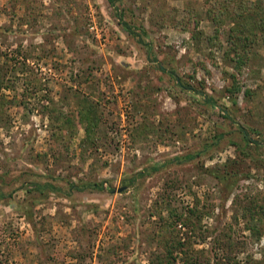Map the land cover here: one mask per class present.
Wrapping results in <instances>:
<instances>
[{"label": "rangeland", "instance_id": "1", "mask_svg": "<svg viewBox=\"0 0 264 264\" xmlns=\"http://www.w3.org/2000/svg\"><path fill=\"white\" fill-rule=\"evenodd\" d=\"M113 1L0 0V264H264V0Z\"/></svg>", "mask_w": 264, "mask_h": 264}, {"label": "trees", "instance_id": "2", "mask_svg": "<svg viewBox=\"0 0 264 264\" xmlns=\"http://www.w3.org/2000/svg\"><path fill=\"white\" fill-rule=\"evenodd\" d=\"M113 3H114V1L110 0V4L113 5ZM260 14H262L260 16V18H263V20H259L261 22V24L259 25L260 27L258 26V28L260 30H262V28H263L262 26L264 25V13H260ZM246 38L248 39V36ZM242 132L244 133V131H242ZM164 246L166 247L165 252H166L167 256L162 257V259L161 260L159 259V261L161 262V264H175L177 259L173 255V252H183L181 250H182V247L184 246V244H182L180 242V239H176L175 237H173V238L171 237L169 239V241L165 242Z\"/></svg>", "mask_w": 264, "mask_h": 264}, {"label": "water", "instance_id": "3", "mask_svg": "<svg viewBox=\"0 0 264 264\" xmlns=\"http://www.w3.org/2000/svg\"><path fill=\"white\" fill-rule=\"evenodd\" d=\"M125 188H122V189H119L118 190V193L122 192Z\"/></svg>", "mask_w": 264, "mask_h": 264}]
</instances>
